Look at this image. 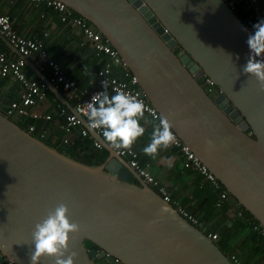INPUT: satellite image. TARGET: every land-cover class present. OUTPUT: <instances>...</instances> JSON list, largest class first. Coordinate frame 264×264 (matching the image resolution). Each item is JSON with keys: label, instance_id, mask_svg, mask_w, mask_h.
Segmentation results:
<instances>
[{"label": "water", "instance_id": "95a60500", "mask_svg": "<svg viewBox=\"0 0 264 264\" xmlns=\"http://www.w3.org/2000/svg\"><path fill=\"white\" fill-rule=\"evenodd\" d=\"M57 1L108 41L141 97L264 230V91L242 71L251 30L226 1ZM92 133L107 153L100 165L60 152L0 112V255L9 264H32L33 227L60 203L79 226L68 240L74 264H232ZM35 264L54 259L42 255Z\"/></svg>", "mask_w": 264, "mask_h": 264}, {"label": "crops", "instance_id": "0c3cea01", "mask_svg": "<svg viewBox=\"0 0 264 264\" xmlns=\"http://www.w3.org/2000/svg\"><path fill=\"white\" fill-rule=\"evenodd\" d=\"M0 14L9 17L12 29L18 36L35 39L43 43L48 57L60 65L67 78L76 83L77 94H86L95 88L92 82L93 75L105 64L110 65L109 73L112 77L125 80V67L114 64L107 55L97 53L91 46V43L85 41L78 27L68 21H61L58 13L48 9L43 4L33 5L25 0H0ZM0 50L13 60L20 58V55L14 48L1 36ZM25 62V76L30 80H43L35 70L33 59L28 58ZM40 73L46 79L49 77L48 69ZM21 92L22 87L15 78L0 76V99L4 105V109L11 102H19ZM109 93L111 94V92ZM60 94L64 98L63 101L58 99L54 92L48 88L43 100L27 108L28 113L38 115L34 119L37 132L44 140L51 143L60 144L64 138H67L79 153L90 155V153L95 152V154H100V151H95L92 147V140H97L94 133L89 131L84 123L73 127L68 134L64 132L62 125L65 122V115L73 112L75 101L62 91H60ZM62 108L65 109V114L61 112ZM145 115L149 121H141L145 127V133L143 136L137 138L130 147L136 150L139 155L143 153L142 148L150 142L152 124L154 123L147 113ZM46 116H49L50 119L47 120ZM30 119L31 117L27 115L21 117L15 116L12 120L26 122ZM82 129L87 130V136H82ZM101 145L104 150L102 143ZM181 165L182 160L179 151L170 146L160 148L154 158L145 155L143 159V166L148 168L151 175L159 183H162L170 194L178 187L179 196H177V199L182 198L184 195L188 196V199H192L191 204H186L187 207L196 206V203H199L197 210L200 209L201 212V209H204V211L210 209L211 211V208H213L211 202H208L204 198H193L190 190L192 187H195V184L191 180L187 181L185 173L180 171L177 175V169ZM196 178L197 176H193L192 179L195 180ZM200 181L203 182L205 179L201 177ZM188 192L189 194L186 195ZM186 206L184 209L188 211ZM201 215H203V212H201ZM255 262L257 264H264V255H260Z\"/></svg>", "mask_w": 264, "mask_h": 264}, {"label": "built area", "instance_id": "2783aa9c", "mask_svg": "<svg viewBox=\"0 0 264 264\" xmlns=\"http://www.w3.org/2000/svg\"><path fill=\"white\" fill-rule=\"evenodd\" d=\"M33 5L43 4L48 9L55 11L59 14L61 21L70 22L72 25L78 27L85 41L91 43V46L97 53L105 54L109 59L116 65L124 64L119 57L116 50L103 39L102 35L84 18L76 15L70 8L65 4L57 0H25ZM227 5L233 10L234 1L225 0ZM247 9L251 11V16L254 24L260 19H264L263 10L260 8L258 0H248ZM0 36L3 37L10 46H12L20 55L18 59H11L5 52L0 50V76H11L15 78L22 87L21 98L19 102H11L7 108L4 109V105L0 99V112L5 116L13 119L15 116H30L32 119L38 117L35 113H28L27 108L34 106L38 101L45 98L48 91V84L43 80H30L25 76L24 68L26 66L25 58L33 59L34 66L40 71L49 70V77L47 81L54 86V88L67 94L71 99L75 101L73 112L65 115V122L62 128L65 133H69L70 130L81 124V121L86 119V102L90 101L93 95L102 90L101 82L103 80L107 81L108 91L112 92L113 89L125 86V91L131 93L140 99L145 106V113H147L154 123H158L160 115L158 112L150 105L146 98L141 97L140 88L136 78L126 69L124 73L125 80H119L112 77L109 73V64H105L101 69L97 70L93 75V84L95 88L88 92L77 94L76 83L67 78L62 71L60 65L48 57V53L42 42L35 39H28L18 36L12 29L11 22L8 16L0 14ZM203 78V89L212 98L216 97L220 92L212 81L206 76ZM61 112L65 114V109L62 108ZM47 120L50 119L49 116L45 117ZM34 127H29V132H32ZM102 139L99 130H94ZM82 136H87L88 132L86 129L81 130ZM175 134V133H174ZM175 141L169 144L170 147H174L179 151L182 157V165L184 168H192L198 171L205 180H207L210 185L219 192V203L217 207L221 206L228 197L227 192L222 189L220 183L214 178L212 174L208 172L206 167L201 164L199 159L185 146L178 136L175 134ZM70 142L67 138L62 140V144L69 145ZM92 146L95 149H101L102 145L97 140H92ZM116 155L124 158L127 161L128 166L137 173V175L142 178L151 188H153L158 195L163 199V201L171 204L178 213L186 219L190 224L199 228L203 233H207V237L212 241H216L218 236L215 233H211L203 223H201L195 216L186 211L178 202L171 199V196L167 189L161 185L154 177L149 173V171L142 167L138 162V152L132 148H112ZM240 216V213H238ZM254 229H258L255 227ZM261 235L264 236V230L261 228ZM3 257L0 255V260ZM229 260L233 264H244L241 262L235 254H231ZM4 264H9L4 258Z\"/></svg>", "mask_w": 264, "mask_h": 264}, {"label": "clouds", "instance_id": "9594fccd", "mask_svg": "<svg viewBox=\"0 0 264 264\" xmlns=\"http://www.w3.org/2000/svg\"><path fill=\"white\" fill-rule=\"evenodd\" d=\"M248 48L243 73L252 76L264 91V19L252 26V31L245 41ZM102 90L96 92L86 102V119L83 120L89 131L99 130L104 143L110 148L127 149L145 133L141 121H148L145 106L136 96L125 91L121 85L108 91L107 81L101 82ZM151 139L142 152L155 157L160 148H166L176 139L167 117L161 116L158 123L152 124ZM78 224L70 222L68 208L64 203L58 204L47 215L35 223L31 240L33 251L32 264L42 256L54 259V264H74L75 253L68 252L69 234L78 231ZM65 253H68L65 256Z\"/></svg>", "mask_w": 264, "mask_h": 264}, {"label": "trees", "instance_id": "16d2710c", "mask_svg": "<svg viewBox=\"0 0 264 264\" xmlns=\"http://www.w3.org/2000/svg\"><path fill=\"white\" fill-rule=\"evenodd\" d=\"M233 1L234 14L249 30L252 31L254 21L251 16V11L247 9L248 0ZM258 1L260 8L264 10V0ZM198 82L200 83V85H203V78H199ZM30 120L26 122L14 120L13 121L20 128L28 132L30 126L34 127V130L31 132L34 137L44 141L50 146L57 148L60 152L71 156L77 161L88 165H100L107 156V153L102 148L95 149L92 146L95 151H100V154H95V152H93L92 154L90 153V155H85L77 152L72 144L65 145L62 143L57 144L46 141L37 132V127L34 124V119H32L31 121ZM144 158V153H141L140 155L138 154L139 164L148 170L147 167L143 166ZM180 171L182 173H185V178L187 179V181L191 180L193 184H195V187H192V189L190 190V192H192L193 198H204L205 200H208V202H211V206L213 205V208H211V211L210 209L205 211L204 209H201V212H203V215H201L200 209L197 210V206L199 205V203H196V206L194 205L187 207L186 204H191L192 199H188V196L185 195L182 198L177 199V196H179L178 187L176 190L173 191L172 194L169 193L171 199L178 202V204L183 208L186 206L188 211L192 213V215L195 216L201 223L208 227L211 233H215L218 236V239L215 241V243L228 258L231 254H235L236 257L244 264H257L255 261L258 260V257L260 255H264V236L261 235L259 231L261 227L258 225V223L252 218V216L247 211L240 207L237 204L236 200L233 199L230 195H228V193V198L221 203L220 207H217L216 204L219 203V192L215 190L207 180L203 182L200 181L201 177L202 179L205 178L198 171L192 168H184L183 165H181V167L177 169V175L180 173ZM193 176H197V178L194 180L192 179ZM160 184L163 185L162 183ZM222 189L224 190L223 187ZM188 194L189 192L186 193V195ZM238 213H240V216H238ZM255 227H257L258 229H254ZM84 245L88 249L94 247L88 241H85ZM4 263L5 262L2 258L0 260V264Z\"/></svg>", "mask_w": 264, "mask_h": 264}, {"label": "bare ground", "instance_id": "6f19581e", "mask_svg": "<svg viewBox=\"0 0 264 264\" xmlns=\"http://www.w3.org/2000/svg\"><path fill=\"white\" fill-rule=\"evenodd\" d=\"M136 173V172H135ZM150 173V172H149ZM137 174V173H136ZM151 174V173H150ZM155 179V178H154ZM192 225V224H191ZM194 226V225H193ZM195 227V226H194ZM197 228V227H196ZM199 229V228H198ZM200 230V229H199ZM201 231V230H200ZM202 232V231H201ZM203 233V232H202ZM203 234H205L206 236H207V234L206 233H203ZM211 240V239H210ZM212 241V240H211ZM214 242V241H213ZM215 243V242H214ZM228 258V257H227ZM229 259V258H228ZM230 261V260H229ZM231 262V261H230ZM232 263V262H231ZM233 264V263H232Z\"/></svg>", "mask_w": 264, "mask_h": 264}, {"label": "flooded vegetation", "instance_id": "af4514ba", "mask_svg": "<svg viewBox=\"0 0 264 264\" xmlns=\"http://www.w3.org/2000/svg\"><path fill=\"white\" fill-rule=\"evenodd\" d=\"M175 52L177 53L178 52V49L176 48L175 49ZM198 81H199V79H198ZM203 86V85H202ZM99 263H103V262H97V264H99Z\"/></svg>", "mask_w": 264, "mask_h": 264}, {"label": "rangeland", "instance_id": "374dc122", "mask_svg": "<svg viewBox=\"0 0 264 264\" xmlns=\"http://www.w3.org/2000/svg\"><path fill=\"white\" fill-rule=\"evenodd\" d=\"M200 79H201V77H200ZM99 264H104V263H99Z\"/></svg>", "mask_w": 264, "mask_h": 264}]
</instances>
